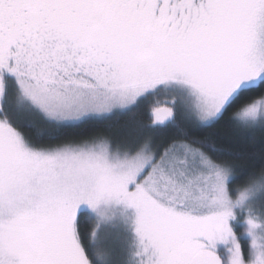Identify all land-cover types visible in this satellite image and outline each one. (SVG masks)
Wrapping results in <instances>:
<instances>
[{"label": "snow or ice", "instance_id": "1", "mask_svg": "<svg viewBox=\"0 0 264 264\" xmlns=\"http://www.w3.org/2000/svg\"><path fill=\"white\" fill-rule=\"evenodd\" d=\"M221 122L264 143V0H0V264H264Z\"/></svg>", "mask_w": 264, "mask_h": 264}, {"label": "trees", "instance_id": "2", "mask_svg": "<svg viewBox=\"0 0 264 264\" xmlns=\"http://www.w3.org/2000/svg\"><path fill=\"white\" fill-rule=\"evenodd\" d=\"M142 119L143 117L139 113L119 115L101 126L100 130L113 137H123L130 135L134 131L136 123ZM208 131L213 133L218 148L232 152L234 155L255 154L258 159L260 153L264 151V143L259 141L249 143L245 140H236L231 127L225 122H221Z\"/></svg>", "mask_w": 264, "mask_h": 264}]
</instances>
